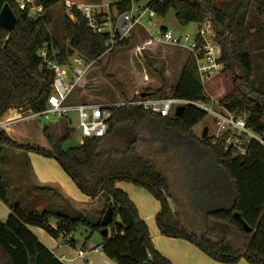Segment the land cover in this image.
<instances>
[{"label": "trees", "instance_id": "trees-1", "mask_svg": "<svg viewBox=\"0 0 264 264\" xmlns=\"http://www.w3.org/2000/svg\"><path fill=\"white\" fill-rule=\"evenodd\" d=\"M33 1L43 8L41 18L29 15L30 6L22 10L14 0H0V12L8 4L18 19L13 31L0 27V122L10 112L39 113L48 108L55 73L40 56L42 50L47 51L49 61H57L64 67L74 57H81L91 65L87 73L107 56L102 72L106 79L119 86L118 96L109 100L96 95L99 91L93 87L102 79L94 77L84 104L136 102L143 94L146 98L208 101L193 55H189L177 84L169 93L162 75L154 83L157 88L136 91L137 83L133 78L131 86L124 85L123 77L109 73L116 65L123 70L118 58L122 51L133 48V39L138 35L136 30L129 38L109 45L111 36L96 33L76 6L67 10L63 0ZM112 1V9L117 14L113 15L114 19L131 12L134 4L142 2ZM59 4L65 8V46L59 44L50 30L52 9ZM252 6L264 17V0L223 3L218 0H149L145 9L162 18L174 11L182 26L210 25L213 41L221 50L218 62L224 67L222 74L232 76V89L221 103L238 115H247L249 127L264 134V91L254 85L252 57L257 50L251 42L253 26L248 21ZM255 33L263 43L264 31L258 29ZM120 70L117 74L122 76ZM144 81L148 83V75ZM77 95L74 88L68 102H74ZM206 117L205 112L192 105L186 106L181 117H161L140 107L118 106L112 108L105 137L83 139L80 145L63 149L72 130L67 128L66 137L57 144L50 127L45 126L43 133L50 150L30 146L26 149L56 159L92 202L103 197L104 211H113V221L100 247L116 264H173L156 249L148 224L141 218L132 198L117 187L118 183L146 189L159 201L161 211L156 216V225L161 235L185 240L218 263L237 264L243 259L247 264H264V148L254 143L247 155L240 157L227 151L222 143L214 144L208 136L197 137L193 130ZM132 137L138 141L131 142ZM7 145L19 147L7 133L0 131V166L2 148ZM169 155L182 158L186 166L184 175L176 180L179 195L174 190V179L159 161ZM182 195L187 197L194 213H202L203 223L208 224L205 231H192L183 221ZM0 202L9 204L7 187L1 178ZM221 203L225 206L214 207ZM10 209L8 219L0 220V264H64L30 227L42 229L56 241L71 238L68 243L74 242L73 236L81 228L90 232L86 242L103 229L101 223H90L83 216L71 217L48 210L25 212L20 205H10ZM209 223L213 224L212 228ZM72 245L76 247L75 242Z\"/></svg>", "mask_w": 264, "mask_h": 264}, {"label": "rangeland", "instance_id": "rangeland-1", "mask_svg": "<svg viewBox=\"0 0 264 264\" xmlns=\"http://www.w3.org/2000/svg\"><path fill=\"white\" fill-rule=\"evenodd\" d=\"M63 1L66 2L69 0ZM218 1L220 3H223L230 2L231 0ZM148 3L149 0H142L140 4H135L134 6V13L136 17H138L140 13H144L140 17L139 23L135 27L138 35L133 39V48L128 51H122L120 57L118 58L119 60H121L123 66L120 68L126 70V72L124 71V73H122L123 70H120L118 67L119 65H116L115 67L112 66L109 69V73H112L120 78L123 77V80H121L122 78L120 80L124 85L129 84L131 86L133 78L137 83V87L135 89L136 91L139 89L143 90L147 88H157L158 85L154 83H157V81L159 80V75H162V77L166 81L167 92L169 93L171 88L177 84L181 70L183 68V65L185 64L184 61H187L190 54L188 50L182 49L183 47L171 46L164 41L159 42L157 40L154 42L155 44L149 45V40L161 38L163 29H166L171 30L177 37L182 36L183 38H185L186 36H188L190 42H192L198 36L200 30L206 29V26L208 24L200 26L196 23H192L188 26H182L178 22L174 11H170L164 18L158 17L156 14L151 15V12L145 9ZM68 8L69 7H67V10ZM64 10L65 8L63 4L58 8L52 10L53 24L50 27L53 36L62 46H65L67 44L64 40L63 32ZM138 10H140V13H138ZM248 21L252 24L251 26H253V30L251 33V42L253 43L254 48L257 50V52H255L252 57L255 65L254 85L258 90L264 91V41L263 43H260L258 40V35L257 33H255V30L258 29L264 31V17L258 15L256 6H252V11L248 16ZM141 26H143L145 30L144 35L143 33H141L142 29H139ZM209 29H211L210 25ZM208 37L214 40V33L210 32L208 34ZM183 44L185 45L184 47L188 45L186 44V42ZM180 57L183 58L182 61L180 60ZM73 59H71L69 65L64 68L67 78L66 81L69 83H73V68L75 66ZM103 62L105 64L107 63V56H104L101 60V64L94 66V68L87 73L85 79L75 87L76 93H78V91H82L83 93L81 94L90 93V88L92 86L90 84L91 82H95L94 77H97L101 78L102 81L96 82L99 84L93 87L96 91H99L98 93L96 92V95H100L109 100L116 99L119 92V86L117 84L115 85L113 81H110L104 77L102 72ZM84 63L85 65L83 66V69H85V71H88L91 65L85 60ZM110 63L114 64L112 60H110ZM118 69L121 71L122 76L117 74V71H119ZM147 75L149 77L148 83L144 81L145 76ZM208 87L213 88V93H215L216 91H220V93L224 95L229 94L232 89V76L227 73H221L217 76L215 75L213 77V80L207 84L206 91L209 90ZM218 95L220 96V94ZM208 97H214V95H208ZM222 99H220V101ZM81 103L83 102H78L76 104ZM17 114L21 115L20 118L29 115L28 112L24 111L20 113L14 112L12 116V112H10L4 117L2 121L6 122ZM54 125L57 127L59 126L60 128L63 127L62 133L61 129L60 131L56 132L54 129ZM45 126L50 127L52 139L57 144L64 140V138L66 137L65 131L67 128L72 130L70 138L63 144V149L74 148L80 145L83 141V136L79 129V122L75 115H71L70 119L50 118L47 120L45 117L38 119L29 118L20 121L12 128H6L4 131L10 137V140L12 142H15L19 146L15 147L13 145H7L2 148L0 178L7 187L9 204L13 206L21 205L23 211L30 212L35 209L36 205L38 206L42 203H45L47 205L46 209L52 213L68 215L71 217L83 216L90 223H101V218L94 212L93 207H100L101 205H103V197H99L93 202L91 200L89 201L88 196L81 192L76 183H74V181L69 177V175L65 172L63 167L56 159L34 152H29L26 149L28 146H30L40 147L47 151L50 150L49 144L43 133ZM205 128L209 129L208 137L210 138V135L212 134V128L211 120L209 117H206L201 123H199L194 128L193 132L197 137L202 138ZM127 134L128 133H126V135ZM120 141L124 144V141L122 139ZM130 141L136 143L138 140L135 137H132ZM159 161L161 166L166 169L169 176H172L171 178L174 179V190L178 194V186L176 185V180L181 175H184V168L186 167L183 166L182 158L175 155H169L168 157L159 158ZM32 167L35 170L37 178L32 173ZM51 182L60 185V188L65 190L63 192H66L67 195L72 197L80 206L75 207L71 205L70 207V205L66 204L65 200L63 199L64 197L61 198L62 192L60 190L52 193V190L49 188H39L41 187L40 185L50 184ZM121 184L130 185L126 183ZM131 186H134L135 189L132 194H130V196L139 209L140 215L142 214L144 217L146 215H149L150 217L147 218L149 219V221H147V224L150 225L149 228L153 236V242L156 249L158 250V247L156 246L157 241L154 239V236H156V234H154L153 231L159 230L157 229L158 227L156 225V213L160 211L161 205L159 201H157L156 198L146 189L135 186L133 184ZM180 197L181 203L184 206L183 221L185 222V224L192 231H195L197 233L205 231L208 224L203 223L204 221L201 218L202 213L195 212V214L194 209L188 201L187 197L184 195ZM230 197L231 193H229V198ZM81 204L85 206H82ZM222 206H225V204L222 205L221 203L217 206L216 204H214L215 208ZM85 208H89V211L84 212ZM9 209L10 208L5 204L0 205V219H2V221H5L7 219ZM202 210H204V207L202 208ZM52 224H56V222L53 220ZM209 224L212 228L213 224ZM89 233L90 232L87 228H81L79 231H77V233H75L74 236L79 240L80 243H82L83 241H86ZM236 239L239 240L238 237H236ZM102 240V235L100 233H95L89 239L88 246L99 245L100 247ZM159 244L164 251L178 256L180 259L188 262V264H223L216 262L206 254L204 255V253L200 249L185 240L172 239L162 236V240L161 242H159ZM178 244H181V246ZM190 246H194L196 249L200 250L198 252H201L200 254L205 256V260L199 262L197 257L192 255L191 249H189ZM159 252L163 254L162 251ZM246 263L247 262L242 259L237 264Z\"/></svg>", "mask_w": 264, "mask_h": 264}, {"label": "built area", "instance_id": "built-area-1", "mask_svg": "<svg viewBox=\"0 0 264 264\" xmlns=\"http://www.w3.org/2000/svg\"><path fill=\"white\" fill-rule=\"evenodd\" d=\"M22 10H26L28 6L29 15L35 19L41 18L43 8L37 7L33 0H14ZM71 4L67 7L71 8ZM134 6L132 11L124 13L113 18L109 9L103 10L104 6L98 5H79L76 6L82 15L87 19L89 26L98 34H109L111 36L109 45L118 43L120 40L129 38L136 25L139 23L140 17L144 12L135 16ZM154 13L151 12V15ZM206 29H201L198 36L190 42L188 36H175L171 30H164L161 38L151 39L148 44L153 45L155 41L168 43L171 46H181L189 51L195 58L197 70L201 82L206 90L207 84L212 81L213 77L222 73L224 67L218 62L221 54L220 47L208 37L212 32L209 25ZM188 44L186 47L183 43ZM40 56L46 62L48 68L55 73L53 82V94L48 100V108L39 113H28L29 115L20 118V114L15 115L6 122H0V131L5 132L6 128H12L15 124L29 118H42L47 120L50 118L70 119L71 115H75L79 122V129L83 139L102 138L105 137L109 121L112 118V108L118 106H136L153 115L161 117H169L176 114L177 108L180 106L192 105L207 115L211 120L212 134L210 138L214 144L222 143L227 151H232L237 156L244 157L247 155L250 147L256 143L264 148V134L255 132L248 125L247 115H238L228 110L216 97H209L206 102H189L175 98H141L136 102H127L118 105H97V104H76L69 103L68 98L74 88L81 83L87 71L83 69L85 65L81 57H74L73 83L66 81V72L64 66L58 64L57 61H49L47 51L42 50ZM86 252L81 250L77 253L78 258H85ZM61 261L65 263L68 260L63 256Z\"/></svg>", "mask_w": 264, "mask_h": 264}, {"label": "crops", "instance_id": "crops-1", "mask_svg": "<svg viewBox=\"0 0 264 264\" xmlns=\"http://www.w3.org/2000/svg\"><path fill=\"white\" fill-rule=\"evenodd\" d=\"M95 1H97V2H95ZM66 4H71V5H75V6H79V5H85V4H91V5H98V6H104V8H103V10L105 11L107 8L109 9V11H110V13H111V15L113 16V15H117L116 13H115V11H113L114 9H112V5H113V1L112 0H69V1H66L65 2ZM60 5H62V4H59L58 6H56V7H54L53 9H56V8H58ZM52 9V10H53ZM142 32L141 33H143V35H144V28H143V26H141L140 28H139ZM164 30H166V29H164ZM155 44V43H154ZM182 49H185V48H182ZM187 50V49H186ZM189 52V51H188ZM190 54V53H189ZM188 54V55H189ZM180 60L182 61L183 60V58L182 57H180ZM186 61H184V63H185ZM184 66V65H183ZM213 80V79H212ZM209 88V87H208ZM81 93H83V92H78V94L79 95H77V97L74 99V102L76 101V102H84L86 99H88L87 97H86V99H84L85 98V96H87V94H81ZM206 93H207V95H209V96H211L212 94L214 95V97H216V98H218V99H222L224 96H226L227 94H222V93H220V91H216L215 93H213V88H209V90L208 91H206ZM217 93V94H216ZM218 94H220V96L218 95ZM89 98H91V97H89ZM72 102H73V100H71ZM13 113L14 112H12V116H13ZM17 113V112H16ZM20 113V112H19ZM11 116V117H12ZM56 125H58V124H56ZM55 127V128H54ZM54 129H55V131L57 132V131H60V129H61V133H62V129H63V127L62 128H60L59 126L57 127V126H55L54 125ZM66 132V131H65ZM65 132H64V135H65ZM63 135V136H64ZM32 169H33V171H32V173L34 174V176L37 178V175H36V173H35V170H34V168L32 167ZM126 184H129V183H126ZM132 184H130V185H125V184H121V183H118V185H117V187L119 188V189H121L122 191H124L125 193H127L129 196H130V194H132V192L134 191V189H135V187L134 186H131ZM41 187H39L40 189H45V188H49V189H51L52 190V193H55V192H57L58 190H60L61 192H62V197L61 198H63L64 200H65V203L66 204H68V205H70V207H71V205H73V206H75V207H77V206H80V205H78V203L72 198V197H70V196H68L67 195V193L66 192H63V191H65V190H63L62 188H60L61 186L60 185H57V184H54V183H50V184H45V185H40ZM131 197V196H130ZM63 199H62V201H63ZM89 201H90V198H89ZM0 205H4V203L2 204L1 202H0ZM6 205V204H5ZM82 205V204H81ZM6 206H8L9 208H10V204H8V205H6ZM21 206V205H20ZM46 204L45 203H42L41 205H36L35 206V209L33 210V211H43V210H47L46 209ZM82 206H85V205H82ZM21 208H22V206H21ZM93 210H94V212L101 218V220H102V213L104 212V208H103V206L101 205L100 207H93ZM139 210V209H138ZM9 211V213H8V216H7V219H8V217L10 216V214H11V209H9L8 210ZM89 211V208H85L84 209V212H88ZM160 211H161V209H160ZM160 211H158L156 214L158 215V213L160 212ZM140 213V212H139ZM156 215V216H157ZM141 216V218L143 219V220H145L146 221V223H148L147 221H149V219H147V218H150L149 217V215H146L145 217L141 214L140 215ZM6 219V220H7ZM0 220H2V219H0ZM5 220V221H6ZM4 221V220H3ZM53 225H55V224H53ZM148 227H150V225H148ZM150 229V228H149ZM156 229V228H155ZM154 229V230H155ZM158 229V228H157ZM30 230L40 239V241L49 249V250H51L54 254H55V256H57V258H59L60 260H61V258L64 256L68 261L66 262L65 261V263L64 264H116L115 262H113V261H111L110 259H108L105 255H104V253L101 251V247H99V245L98 246H96V245H94V246H88V242H86V241H83L82 243H80L79 242V240L78 239H76L75 238V236H73V238H74V242H75V245H76V247L74 248L73 247V245L72 244H74V242H72V243H68V241L71 239V238H68L67 240H63V239H61V240H59V241H56V240H54L52 237H50L46 232H44L42 229H39V228H37V229H34V227H30ZM154 232V234H156V236H154V239L157 241L156 243V246L158 247V250L159 251H162L163 252V254H164V256L165 257H167L170 261H172L174 264H188V262H186L185 260H182V259H180L178 256H176V255H173V254H170V253H168L167 251H164L161 247H160V244H159V242H161V240H162V236L163 235H161V233H160V231L159 230H155V231H153ZM150 233H151V231H150ZM151 235H152V233H151ZM152 239H153V236H152ZM102 242H103V240H102ZM102 242H101V244H102ZM178 245H180L181 246V244H178ZM101 246V245H100ZM189 249H191V252H192V255L193 256H195V257H197V259H198V261L199 262H201V261H204L205 260V256H203L202 254H200L201 252H198V251H200V250H198V249H196L194 246H190V248ZM81 250H84L87 254H86V256H85V258H78L76 255H77V253L79 252V251H81ZM205 255V254H204ZM247 264V263H246Z\"/></svg>", "mask_w": 264, "mask_h": 264}, {"label": "water", "instance_id": "water-1", "mask_svg": "<svg viewBox=\"0 0 264 264\" xmlns=\"http://www.w3.org/2000/svg\"><path fill=\"white\" fill-rule=\"evenodd\" d=\"M17 22L18 19L15 13L13 12L12 8L10 7V5L6 4L0 12V27L5 28L8 31H13L16 28ZM141 97L145 98L146 95L143 94ZM185 108L186 106L178 107L175 116L181 117ZM263 108H264V104H263ZM208 132L209 129L205 128L202 137L206 138L208 136ZM236 216L240 217L238 214H236ZM112 221H113V211L111 209L104 211L102 213V220H101V226L103 229L100 232L102 237H108L109 235L108 227L112 223ZM247 231H249V229H247Z\"/></svg>", "mask_w": 264, "mask_h": 264}]
</instances>
